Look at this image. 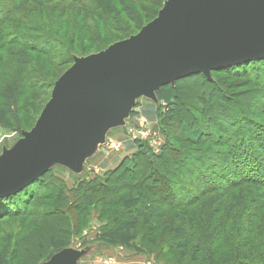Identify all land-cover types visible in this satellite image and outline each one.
Returning a JSON list of instances; mask_svg holds the SVG:
<instances>
[{"label": "trees", "instance_id": "obj_1", "mask_svg": "<svg viewBox=\"0 0 264 264\" xmlns=\"http://www.w3.org/2000/svg\"><path fill=\"white\" fill-rule=\"evenodd\" d=\"M165 1H160L153 19L157 17ZM113 2L114 5L111 0H0V118L6 114L5 111L8 115V110L17 106L21 98L31 95L35 85L44 83V74L38 68L39 61L35 59V55L51 61L64 55L68 49V46L63 44L75 33L56 29V25H53L56 19L62 18L63 14L69 15L70 23L81 19L82 22L78 23L80 31H77V34L86 37L98 32V24L112 27L113 24L116 26L123 21H135L140 17V8L144 11V2L150 3L148 0ZM58 6L60 12L51 19V13L55 12ZM36 10L40 11V16L47 18L45 22L48 21V25L37 20L34 16ZM94 21L97 22L95 25L92 24ZM145 24L140 23L137 31L139 32ZM44 44L48 49L41 48L40 45ZM88 55L77 56L70 53L69 67L75 58ZM263 63L264 59L218 70L211 75L219 72L241 74L242 69L247 66ZM193 78L199 79L204 85L210 83V80L202 75H192L180 81ZM180 81L162 87L155 94L159 104L162 101L170 108L169 117L165 116V113L161 115L160 110L158 111L160 114L157 117L166 135V144L160 154L153 153L146 144H139L138 151L130 158L125 157L118 168L108 172L104 182L96 179L91 182L78 181L77 186L71 190L64 182L51 177L53 167L19 193L0 198V219L10 215V212L24 211L22 207L29 199L33 200L31 197H34V193L42 191L38 197L48 199V194L51 193H44L51 187L43 188L40 184L50 177L52 184L49 186L60 189V193L52 192L58 196L55 200L60 204V210L49 209L47 215L62 218L64 208L67 209L65 202L70 203L80 194L82 198L78 202L77 211L71 212V215H74L72 217L76 218L78 214L88 211V203H98L101 217L115 210L113 214L118 217L107 218L108 225L103 229V234L130 230L129 236L133 239L137 237L143 242L141 247L145 252L143 255L147 258L152 255L156 261L164 260V264H264V216L259 214L261 209L253 210L254 214L258 215L256 214L252 221H247L246 216L244 217L246 224L243 226V222L240 223V230L233 240L227 234V222H231V217L235 225L243 216L239 215V212L235 214L238 206L231 202H220L222 197L239 184H253L264 188V120L253 119L254 116L248 114L250 111L245 112L246 115L235 100L229 102L230 106L224 103L229 97L222 94L223 92L219 94L224 100L221 98V101L216 102L200 101L194 108L187 106L186 110L189 111H185L187 116L183 118L184 115L173 108L178 100L175 88ZM215 93L219 96L218 92ZM262 101L255 100L257 105H264ZM230 107L234 108V112ZM258 108L254 110L257 113L261 110L262 113L259 114L264 116V106ZM173 119L179 120L182 128V136L177 139L168 135V125ZM1 122L2 127L8 125V120ZM185 144L191 147L199 146V149L189 151ZM140 159L145 161L140 163ZM130 171L134 174L131 175ZM116 194L124 195L118 200L117 206L109 203L106 205V201H113ZM209 194L216 197L212 203L206 202L205 197ZM216 201L217 204L214 205ZM201 203L203 204L197 208ZM165 208L168 210L164 212ZM223 211L229 213L226 224H214V216ZM124 220L128 223L119 226L120 223H125ZM176 220L178 224H174ZM65 225L68 228L69 222ZM234 227L238 229L233 226V230ZM216 228L219 229L218 232L215 231ZM200 237L203 239L201 242ZM248 247L250 251L247 250ZM180 249L184 250L169 260L166 258ZM218 254H221L219 258ZM257 255L259 256L256 257Z\"/></svg>", "mask_w": 264, "mask_h": 264}, {"label": "water", "instance_id": "obj_2", "mask_svg": "<svg viewBox=\"0 0 264 264\" xmlns=\"http://www.w3.org/2000/svg\"><path fill=\"white\" fill-rule=\"evenodd\" d=\"M264 59V0H166L135 35L75 58L29 132L0 155V198L49 169L79 174L138 98L167 85ZM65 254L44 264H65Z\"/></svg>", "mask_w": 264, "mask_h": 264}, {"label": "rangeland", "instance_id": "obj_3", "mask_svg": "<svg viewBox=\"0 0 264 264\" xmlns=\"http://www.w3.org/2000/svg\"><path fill=\"white\" fill-rule=\"evenodd\" d=\"M111 1L114 5L113 0ZM118 1L119 0H116V2ZM148 1L151 4L144 2V11L140 8V17L135 21H123L122 24H116V26L113 24L112 27L98 24V32L93 35H87L86 37H80L77 34V31H80L78 23L82 22L81 19L70 23L68 21L69 15L67 14H63L64 16L62 18L56 19V23H53L54 26L56 25V29L59 28L65 33L74 32L75 35L72 38H67V41L64 42L65 44L63 45L68 46V49L65 51L64 55L59 57L61 59H52L50 61L35 55V59L39 61L38 68H40L41 73L44 74L45 81L44 83L35 85L33 87L34 90H31V95L28 93V97L21 98L17 106L15 105L11 110H8V115H6L7 111H5L6 114L0 118V122L2 121L1 123L8 120L7 126H0V155L4 150L10 149L13 144L22 138L24 132H29L32 129L50 98L53 83H55L63 74V71L70 66L69 54L74 53L77 56H86L91 53H99L106 49L105 47H109V45L111 46V44L113 45L114 43L116 44L118 41L128 39L130 35L137 34L140 23L144 25L151 18L153 19L154 12L157 7H159L158 5L161 0ZM56 9L55 12L53 11L51 13L53 15L51 19H54L60 12L59 6ZM150 9H152L151 12ZM136 10L138 12V9ZM40 15V11L36 10L34 16H36L37 20H40L42 24L48 25L49 22H45L47 18ZM65 20L67 22H65ZM96 23V21L92 22L94 25ZM40 46L43 50L48 49V46L45 44ZM209 80L210 83L205 85L196 78L188 81L178 80L180 82L177 83L175 88L178 100L173 108L179 110L181 114L184 115L183 118L187 116L185 111H189L186 109L190 106H193L191 108L197 107L200 101L216 102L219 100L221 101V98L224 100L225 98L221 97V94H219L223 92L222 94L227 95L230 100L225 99L224 103H228L230 106L231 104L229 102L235 100L244 113L250 111L247 113L251 114L252 117L254 116L253 119L264 120V116L259 114L262 113L261 110H259V113L254 110L264 106L263 104L257 105V102H255V100H263L262 103H264V63L262 65H249L247 68L242 69L241 74L238 72H219L211 75ZM254 91H258L259 93H254ZM215 92H218L219 96ZM1 108L2 105L0 104V109ZM169 109L170 108L166 107L162 101L159 104L154 103L152 99L148 97L136 99V104L130 113V117L125 121L126 123H124L125 126L116 128L117 130H112L108 133L107 137L111 143H108L105 147L101 146L98 153L88 160L85 164L84 171L81 173L82 175L74 174L63 166L55 165L51 177L64 182L65 186L71 190L77 186L79 183L78 181L84 180L91 182L96 179L104 182L108 172L118 168L125 157L130 158L138 151L140 147L139 144H146L153 153L160 154L161 149L166 144V135L163 133V128H161L158 120L159 117L157 116L160 113L161 115L165 113V116L169 117ZM229 109L234 112L233 107ZM158 111L160 113H158ZM247 113L245 114L247 115ZM167 120L169 119L167 118ZM186 126L190 127L189 125ZM168 128V135L170 138L176 137L177 139L182 136V128L180 127L179 120H170ZM148 131L152 134V137H157L156 144L154 138L143 136ZM184 146L188 147L187 150L189 151L199 149V146L191 147L189 144H185ZM144 161L145 160L140 159V163ZM51 169H53V167ZM133 174L134 172H131V175ZM50 180L49 177L40 184L43 188L51 187L44 193H51L48 194L50 196L48 199L38 197L41 196L40 194L42 191L36 194L34 193L35 195H32L34 197H31L33 200L29 199V201L25 203L26 205L22 207L24 211L20 213L10 212V215L1 217L0 264H44L48 262L52 256L59 254H65V264H144L146 261H151L155 264L165 263L164 260L161 262L156 261L152 255L148 258L144 256L143 254H145V252L141 247V245L143 246V242L137 237L133 239L129 236L128 234L131 233L130 230L115 233L108 229L110 231L109 234H103V229L107 228L108 225L107 218L111 216L112 218L115 216L118 217L113 214L115 210L110 212V214L107 213V216L103 215V217H101L99 216L98 203L94 205L88 203V211L81 215L78 214L76 218L72 217L74 215H71V212L77 211L78 202L82 198L80 194L75 197V200H70L73 205L71 202H65L67 203V209L64 208L62 218L53 216L52 214L47 215L49 209L60 210V204H57L55 200L58 196L52 193H60V189L49 186L52 184ZM262 181V183H264V180ZM260 187L262 186L239 184L236 188L230 190L226 196L222 197L220 202H231L235 206H238L239 209H236L235 214L239 212V215L243 217H240L237 221L235 219L236 224L234 225L235 222L231 217L230 223L229 220L228 222L226 221L229 213L223 211L221 214L214 216L212 222L220 226L223 224L225 225L227 222V226L229 227L227 234L233 240L234 237H236V233L240 230V223L243 222V226L246 224V221H243L245 216L247 221L254 220L257 214H254V209L256 211L257 209H261L259 214L264 216V188ZM123 196V194H116L114 195L115 199L113 201L111 200L112 202L106 201L107 203L105 204L107 205L109 203L117 206L118 200H121ZM214 198L216 197L213 194H209L205 197L207 203H212ZM202 204L203 203L197 205V208ZM213 204H217V201ZM61 205L63 204L61 203ZM167 210L168 208H165L164 212ZM256 220L258 222L257 217ZM68 222L69 225L67 228L65 224ZM124 222L125 223H120L119 226L122 227L128 223H126L125 220ZM176 223L178 224V221L174 224ZM233 226L238 227V229L234 227L233 230ZM124 228L126 229L127 227ZM215 231L218 232L219 229L216 228ZM199 241H203L202 237L199 238ZM181 250L184 249H180L166 258H168V260L171 259L172 256H176ZM247 250L250 251V247H248ZM220 255L221 254H218L217 257L219 258ZM258 256L259 255L256 257Z\"/></svg>", "mask_w": 264, "mask_h": 264}, {"label": "built area", "instance_id": "obj_4", "mask_svg": "<svg viewBox=\"0 0 264 264\" xmlns=\"http://www.w3.org/2000/svg\"><path fill=\"white\" fill-rule=\"evenodd\" d=\"M143 136H145V137H147V138H148V137H150V138H154V139H155L154 142H155V144H156L157 137H156V136H153V137H152V134H151L149 131L146 132L145 135H143ZM108 143H111V142L109 141L108 137L106 136V137H105V141H104V145H103V147H105V145H108ZM119 145H120V144H119ZM119 145H118V146H119ZM113 146H114V144H113ZM116 253H117V251H116ZM104 261H105V260H104ZM104 261H103V262H104ZM144 264H155V263H153V262H151V261H146Z\"/></svg>", "mask_w": 264, "mask_h": 264}, {"label": "crops", "instance_id": "obj_5", "mask_svg": "<svg viewBox=\"0 0 264 264\" xmlns=\"http://www.w3.org/2000/svg\"><path fill=\"white\" fill-rule=\"evenodd\" d=\"M154 102V101H153ZM155 103V102H154ZM126 123V122H125ZM124 126H125V124H124ZM114 130H117V129H114ZM111 132V131H110ZM99 151V150H98ZM98 151L95 153V154H97L98 153ZM95 154L93 155V156H95ZM92 156V157H93ZM91 159V158H90ZM90 159H88V160H90ZM88 160H86L85 162H84V164H83V167H82V170H81V172L78 174V175H82L81 173L84 171V167H85V164L88 162Z\"/></svg>", "mask_w": 264, "mask_h": 264}]
</instances>
